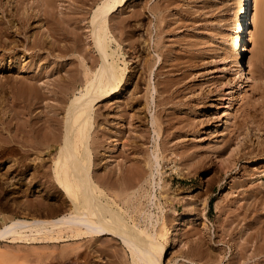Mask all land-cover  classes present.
<instances>
[{
	"label": "rangeland",
	"instance_id": "rangeland-1",
	"mask_svg": "<svg viewBox=\"0 0 264 264\" xmlns=\"http://www.w3.org/2000/svg\"><path fill=\"white\" fill-rule=\"evenodd\" d=\"M38 1H40V0H38ZM38 1L37 0L26 1V7L27 8H25L24 10L26 11V9H28L27 10L28 16H29V14H30V16H29L27 22L25 23V25L20 26L21 28L18 30L15 29V27L14 28L13 27L7 28V27H10L8 22H10L12 20L14 23H16L14 21L15 16H16V18H18L17 15L19 16V18L25 17L24 14H26V13H24V10L22 9V7H21L22 13L20 12V14L18 12H17L18 14H16L14 9L12 8L14 3L8 4V5L5 4L4 8L0 9V11H1L0 15L2 16V17H0V19L4 20V21L2 20L3 22L0 20V24H1L0 27L2 28V25H3L7 29V30L5 29L6 30L5 31L4 28H2V29L0 28L1 33L4 32V33L0 34V37H1L0 38V145L3 148L6 147L8 144L9 145L7 147L14 146V145L20 146V142H18L20 140L18 139V137H15L18 135L17 132L19 133V129L17 127H20L24 132H26V131L28 132L29 128L31 127L30 124L32 125L34 122H36V119H34V118L37 117V114L39 113V111H40V113H39L40 115H39V117H37L40 119L39 123L43 122L46 119V113L47 112L49 114L51 113L50 114L51 116L53 114V117L55 115L56 119L58 118L57 117L58 115L59 116L61 114L64 115L63 113H65L66 104H67V101L71 98V93L69 92L70 93V94H68L69 96L68 95L63 96L59 93L54 96L51 93H48L49 92L48 90H51L53 88L52 81H53V83L56 84L57 81H60V78H62L63 76H67L68 74H70V72L73 74L76 73L77 71H78V73L81 72L82 68H83L82 65H80L82 63L81 62L82 58H87V56H89V55H92V56L96 55L95 50L92 48L93 46L91 44V37H89L90 36L89 31H90V18L92 15V10L95 8V6L97 5L99 0H95V1L94 0H53L54 8L51 9V17L49 19V23H47V21H46L47 19L45 20L43 15L41 16L40 12L38 13V10L35 11V9H37V8H34V7L36 6ZM4 2H5V0H4ZM145 2L148 6H151V5L154 6L155 4L156 5L158 4L157 6H161V8H165V10L163 12V17H164L163 20L164 21H162V23H161V25L163 26V29L160 25H159L160 29L157 28L159 31V36H160V37L159 36L158 37L161 39H158V37L155 36L156 35L155 31H157L155 29L157 27L155 25V24H157V18L151 12L147 11L144 14L145 18L138 20L136 23L131 22L132 25L134 24L133 26H135L136 29L132 25H130V27H128V29H130L132 27V29L135 30L134 32H132V34L134 35L135 38H136V36L138 37L137 43L139 44V47L142 46L143 44L145 46L149 45V47H147V50L144 53H141V52L138 53V54L141 53L142 55L144 54L143 56L141 55L139 57L140 60L138 58L133 59L132 56L128 57V55H132V53H134V52H132L131 49H129L128 47H124V50L129 51V53L126 54V57L128 60V66H129V68H128V71H129L128 79L131 78L130 80H132V81L124 87V90L119 95H117L116 98H113L112 100H109L107 102L106 101L100 102L95 107V109H96L95 110L96 114L94 117L95 131L93 133V138H94L93 139L94 140L93 151L94 152L92 151L93 157H94L93 162H95V164H94L95 167L93 166L94 167L93 171H95L94 174H96V175L100 174L99 176H96V175L95 176L99 180H101V182H99V183L104 185V188L107 187L106 191L109 188L108 190L111 193H109V192L108 193L110 195H113L112 192H115L116 189L119 191L120 187H117L118 184H116L115 180H116V178H118L117 176L123 177V175H122L123 173L120 174L121 176L119 175V173L116 175L117 172H121V171H119L118 168L122 167L120 170H124L123 172L126 173L125 170L130 168V167H131L130 169H132L133 167L135 169V166L141 167V166H138L136 164L142 163L141 165L144 166V162H142V160L144 161L146 155H147L146 158L151 156V154H152L151 152H154L153 150L155 149L154 148L155 147L154 142H156V141L159 142L160 138L157 136V133L155 135V133L153 132L154 127L150 123L151 122V120H150L151 116H153L155 114L161 115L160 116L161 119L158 120L157 123L161 122L163 119H167V120H171V123L173 122L172 124H175L177 122V120H175L174 117H176V116L178 117L180 114V116L178 118H180V119L182 118V120H184V122H186L188 124L182 122L181 125L177 124L176 126L181 127L182 129L185 128L184 129L185 133L182 136H180L181 138L177 137L176 139L175 138L172 139V137L166 136V133H165L166 129H164V131L163 130L161 131V134H162V132L165 133V134L163 133L164 135H161L162 136L161 141L163 140L166 143L168 141L169 143H167V146L168 147L171 146L172 148H173V146H174V148L176 147V149H177L176 152L179 150L184 151L185 149L187 150L189 148L187 151H189V152L194 151L196 156L193 155L194 159H192V155H190L191 157L185 156L183 158V160H181L180 158L178 159V157H176V158L172 157L175 160V162L171 161V160H167L166 158H165L166 160L161 159L160 166H159V170H160L159 172H161V173H158V174L155 173L156 174L155 178H156V182H159V186H162V187L159 188V186H156V189H154V190L147 187V189L144 190V191L148 190V192H156L157 197L159 198L156 201L157 204L156 205H152L150 203L147 204L146 203L147 201H145L146 198L144 197V198H141V199H143V200H141L142 204L140 203V205L143 208L140 207V205H139V209L140 208H141V210L144 209V203H146L145 207L150 205V207L148 206L147 208H149V210L153 213L154 220H159V223H161V220H166V222L168 221V223H167L168 226L173 225L174 227H176L178 229L176 231V233L179 231L180 235L179 234L177 235L175 232H172V236L170 238L171 240L169 241V243H167L168 245H167V254H166L165 264H191V263L186 262L184 259H188V257L194 256L193 254L195 253V251L193 249H195L194 248L195 244H197L198 241L200 242L202 240L203 241L201 243L203 244V247L206 248L205 250H207V254L209 253L208 256H211L213 254L212 257H208L210 259L212 258L211 259L212 261H210L208 258L205 260L206 262L204 261V258L207 256L206 252H203V251H205L204 248H201L203 251L202 250L199 251L197 249L198 248L197 247L198 244H197L196 245V249H197L196 254H198L197 252H199L198 255L200 257L198 255H196L197 260H195L196 257L194 256L195 258H192L194 260V263H192V264H200L201 263L200 261L203 262L201 264H204V263L205 264H230L232 262H235L237 259L242 260V257H240L241 253L239 252V250H240L239 243L244 242L245 240H242V239L244 237L246 238L248 236L249 232H251L248 229L249 227L245 225V222L240 221V218L243 217L240 215H242V212L244 211L243 206H245V203H246V201L244 200L242 195H244V193H248V192H252V193L257 194L258 193L257 192L258 190H256V188H257V189H259V191L261 190L260 193L257 195L260 197V200L264 201V197H263L264 196V186H263V189H260L262 187V185H264V155H262V154H264V151L261 153V155L260 154L258 155L259 151L261 152L262 150L257 149L259 146L256 144L257 143L256 142L257 136L259 137V140H263V142H264V129H263L264 128V124H263L264 123V109L262 108V106L264 105V23H261V19L264 22V10L261 12V15H260L262 17L260 19H257L256 23L253 22V17L255 14V10H253L251 13L250 21L248 23V31H250V32L253 31L252 33H255V35L253 34V37L249 41V48L252 49L251 52L249 53L250 58H251V65L249 66V68H251L253 70L254 77H252V78L249 77L247 79L246 84L242 86L243 95L240 96L236 92V89H233L234 87L232 84L227 85L229 80L231 82L236 81L239 83V79L237 77H235V79H233L234 78V75H233L234 67H233V64L231 63V60H232V57H231V55H232V43H233V40L235 38L234 33H232V26H233V22H234L233 19L235 17V13L237 12V8H238V0H133L130 3V6L125 10L124 13H122V14L117 13V15H116L117 19L122 18V17L130 14L129 12L132 10L133 6H137V8H141L140 6H144ZM13 12H14L15 16L12 15ZM34 13L37 15H34ZM5 22L8 24L7 27L5 25L6 24ZM62 22H63V24H62ZM22 24H24V23L22 22ZM261 24H263V25H261ZM56 26L57 27H63L68 32L67 33V40H64V41L60 40L61 43H59V45L60 44H63V45H60L61 50L56 49L53 52L54 54L52 53V55H54V56L50 55L49 57H46L43 55V57L41 59L40 58L38 59L36 56L33 55L35 52L32 49H29V47H28L29 45H27V44L30 43L32 36L34 39V37H35L34 34L36 35V37L37 36L41 37V35L43 36L44 33L45 34L47 33L48 29L54 28ZM148 26H150L149 27L150 31H152L151 36L145 35L146 34L145 31L148 30L147 29ZM112 27H114V33L116 35H119L121 29H120V27L115 26V21L112 22ZM6 33H7V35H6ZM30 35H31V37H30ZM54 36L57 38H61L60 36H58V33L56 34V32H55ZM44 37H46V36H44ZM149 37H150L149 42L145 41L146 44L141 42V40H146V38H149ZM28 38H31V39H28ZM157 40H160V49L163 50V51L161 50L163 53V58L160 57V60L157 58L158 57L157 53L154 50H152L153 48H151V47H153L155 42H157ZM66 42H67V44L69 43L68 44L69 46L70 45H72V46L69 47L66 45V47H64ZM147 42H148V44H147ZM74 45L76 46L75 48H74ZM88 45H90V46H88ZM84 46H86V47H84ZM72 47H73V49H72ZM64 48H65L66 52L63 51ZM68 48H70V50ZM82 48L84 51L81 50ZM148 48H150V49H148ZM89 49H91V50H89ZM88 50L90 52H88ZM148 50H149V52H147ZM62 51H63V53H62ZM149 53H150V56H149ZM59 54L61 56H56ZM21 55H23V56H21ZM152 55H153V57H151ZM144 56H146V58L148 57L150 59L147 58L148 59L147 60ZM161 56H162V54H161ZM57 57H59V58H57ZM141 57H144V58H141ZM179 58H181V59H179ZM78 59L80 61H78ZM141 59H143V61ZM144 59H146L145 61H147V62L150 61L149 65L151 66V69H153V70H151V72L149 74L143 73V70H142L143 65H141V63L143 64ZM177 60H179V61H177ZM40 61H42V63ZM152 61H155L152 64L154 67L151 65ZM162 61H165L164 66H166V67H168V65H170V64L171 65L176 64L177 65L176 68H178L179 71L178 72L176 71V73H174L173 75L174 76L178 75L177 77H180V78L183 76L184 81L179 86V88H178L179 91L174 93L176 96L173 95V97H172V100H173L171 102L172 105L168 104V106H166V107L162 106L159 108V107H156L155 101H157V99L159 100L162 96L164 97V95H166V94H163L161 96V94H159V92L156 91L153 87L157 84L156 82L158 81L159 77H157L155 75V73L160 70V68H158V67L160 66ZM184 61L190 63V65L188 63H185ZM28 62H30V63H28ZM37 62H38V64H37ZM70 62H73V64H71ZM166 62H169V63H166ZM32 63H35V64H32ZM78 64L80 66H78ZM25 65L29 66L30 70L28 69V71H27L25 69L26 68ZM72 65H74V66L72 67ZM21 66L24 67V69H21L22 68ZM36 66H38L37 69H36ZM225 66L227 67V70L224 69ZM230 66L232 67L231 71L228 70V68ZM69 67H70V69H69ZM65 68L68 69L69 71L67 72V70ZM183 68H184V70H183ZM167 69L168 68H165V69H163V71H165ZM135 72H137V73H135ZM189 72H190V74H189ZM32 73H33V75H32ZM62 73H64L65 75ZM133 73H135V74H133ZM140 73H143V74H140ZM36 74L39 78L41 77L42 79L40 78V79L35 80V81L33 80V78L30 79L31 76H34ZM136 74H137V77H136ZM146 74L149 76L151 75V76L147 77ZM22 75H24V76H22ZM58 75H59V77L60 76L61 77L58 78ZM26 76H28L29 78L28 77L26 78ZM13 77H14V82H12ZM163 77H164V75H161L159 79H163ZM185 77H187V78H185ZM23 78L24 79L26 78V80H25L26 82L23 81ZM79 78H80V76H79ZM8 79L9 80L11 79L10 82ZM7 80H8V82H7ZM31 80L33 81V83ZM40 80L44 81V82H40ZM149 80H150V83L148 82ZM27 81H28V83H27ZM36 81H37V84H36ZM45 81H46V83H45ZM134 81H136V83L138 82L136 84L137 87L133 86V84L135 85ZM1 82L3 84H1ZM17 82H19L18 85H17ZM29 82H31V83H29ZM34 82L37 85L36 91L38 93L30 92V89L28 90V88H26V87H30V85L34 84ZM146 82H148V85L146 84ZM185 82H187V83H185ZM40 83L41 84L43 83L44 85L42 86ZM5 84H7V85H5ZM38 84L41 85L40 86L41 89L38 86ZM45 84L50 85L49 87H51V88L47 87ZM80 84H81L80 82L77 83V86L80 87ZM149 84L151 87L149 86ZM186 85H188V86H186ZM12 87H13V89H12ZM16 87L18 88V90ZM22 87H23V89H22ZM46 87H47V90H46ZM131 87L134 90L135 89H141V90H140V92L138 90H137V92H135ZM25 88H26V91H25ZM38 88H39L40 93L42 92L41 90H43V91L45 90V94H48V95H45V98L48 101H46V99H44V92H42L40 94L38 91ZM149 88H150V90H149ZM19 89H21V90H19ZM147 90L149 92H147ZM132 91H134V92L131 93ZM186 91H187V93H186ZM145 92L148 93V94L146 93L147 95L145 97V98H147L146 102H145V100H143V99H145V98H143L145 96L144 95ZM30 93H31V96H30ZM179 93H181V95ZM185 93H186V95H185ZM23 94H25V95L23 96ZM150 94H151V96H150ZM28 95H29V97H28ZM33 95L34 96L36 95L37 97L39 95H42V96H40V97H42V99L40 98L42 101L39 99L38 100L39 103H38L37 97L34 98ZM132 95H134V97ZM56 96H58V97H56ZM129 96L132 100L129 99L130 101L128 100L126 102V99L129 98ZM158 96H159V98H158ZM141 97H142V99H141ZM183 97H184V99H182V100H184V101L178 100V98L181 99ZM134 98H136L137 100ZM30 99L35 101V103H32V101H29ZM60 99H62V100H60ZM59 100H60V102H57ZM132 101H133V103H132ZM28 102L31 103V105ZM40 102H42V103L48 102L50 104V106H47V104L46 105L43 104L41 106ZM125 102L128 103V105H126ZM147 102H148V104H147ZM14 103H17V105ZM54 103L57 105L55 106ZM58 103L62 104V108H61V104L59 105ZM63 103L65 104V106L63 105ZM129 103H131V104H129ZM137 103H138V105H137ZM142 103H144V104L146 103L147 105L145 104L146 106L144 105V107H143ZM36 104L40 105L41 107L38 105L36 107H34ZM27 105H29V106L27 107ZM58 105H59V107H58ZM120 105H121V107H120ZM122 105H123V107H122ZM140 105H142V106H140ZM182 105H184V106H182ZM45 106L47 107V109ZM51 106H52V108H51ZM125 106H126V108H125ZM139 106H140V108H139ZM147 106L148 107L150 106V107L148 108ZM117 107H120V108H117ZM137 107L140 110H138ZM142 107H143V109L141 110ZM145 107H147L148 109ZM169 107L172 109H170ZM174 107H177V109L176 108L174 109ZM59 108H61L62 111ZM144 108L147 112H149L147 115L144 111ZM42 109L45 112V114H44V112L42 113L44 115L41 114ZM163 109H165L167 112L170 110L169 111L170 113L172 111H174V112L171 113L172 116H169L167 118L168 115H165L166 111L164 113ZM17 110H19V111H17ZM31 110H32V112H31ZM48 110L49 111L53 110V111L49 112ZM56 110H58V111L60 110V113L59 112H58L59 114L56 113L57 112ZM148 110H150V111H148ZM156 110H158V111H156ZM20 111H22V112H20ZM119 111H120V113H119ZM133 111H135V113ZM140 111H141V113H140ZM160 111H162V112H160ZM53 112H55L56 114H54ZM116 112L119 113L120 115L117 114ZM123 112L126 116L123 114ZM182 112H184V113H182ZM16 113H17V115H16ZM132 113H133V118L131 117ZM137 113H139V114H137ZM228 113H230V114L228 115V121L225 124L226 116ZM134 114H136V116L139 115V117L138 116L136 117ZM151 114H153V115H151ZM14 115H16V118L13 117ZM62 115H61V118L63 117ZM27 116L29 119L27 118ZM162 116H164L165 118H163ZM41 117H42V119H41ZM20 118L22 120L24 119L22 121V124H20V122H18V120L21 121ZM43 118H44V120H43ZM189 118L191 119V121H189L190 120ZM244 118H248L249 120H253V119L259 120V122L261 120V125L263 124V126L261 127V132H259V133L255 132L256 133L255 134L254 131H252L250 133L248 139H246V142H245L246 144L243 145L241 148L243 150V151H241L242 152L241 155L245 151V153H251V156H254L255 158L253 157V159H254V160L252 159L253 162H249L248 159H241L237 165L233 166L234 168L232 167V170L228 171L227 173H226V171H225V173H223L224 168L221 169L222 165H220L221 164L219 161L220 159L218 160L216 155L213 154V151H214L215 147H217V146L223 148L224 147V141H226V139L228 137H229L228 139H230V138L234 139V136L236 137L238 135V132H236V130L234 128H236V125L239 123V121L241 122L242 120H244ZM10 119H12L11 122H10ZM16 119H18V120L15 121ZM26 119H28V121ZM60 119H57V120H60ZM121 119H123V120H121ZM118 120H120V121H118ZM62 121H63V119H62ZM23 122H24V125H23ZM116 122H119V123L117 124ZM128 122L130 124H133L134 126L128 124ZM140 122H142V123H140ZM143 122H144V124H143ZM235 122H236V124H235ZM122 124L125 127L122 126ZM186 125H187V127H186ZM24 126L26 128L28 127L27 130ZM117 126L123 128L124 135H123V133H121V135L123 136L122 137L123 140L125 138V142L121 139L117 143V139H116L117 137L113 136L115 134V131L118 129V128H116ZM132 126H133V128H132ZM161 126L164 127L165 123L162 124ZM190 126H191V128H190ZM148 127H149V129H148ZM188 127H189V130H188ZM191 129H192V131H191ZM194 129L195 130L197 129L198 133H195V132L193 133ZM233 130H234V132H233ZM113 132H114V134H113ZM129 132L131 133V135ZM141 133H145V134L142 135ZM10 134H12L13 136ZM185 134H187V135H185ZM4 135H5V137H4ZM132 135H133L132 142L129 143L127 140L131 141ZM10 136H11V138L14 137V140H12L11 142H9V140L7 141V139H5L6 137L10 138ZM118 136H120V134ZM156 136H157V140H156ZM163 137H166V139H163ZM242 137L243 136H241V138ZM170 138H171V140H170ZM249 138H250V140H249ZM3 139H5V140H3ZM165 140H167V141H165ZM241 140H243V138ZM122 143H123V146H122ZM125 143H127L128 145L127 144L125 145ZM175 143H177V144H175ZM11 144H13V145H11ZM131 144H132V146H129ZM176 145L178 146V148L180 147V149H178ZM124 146H126L125 147L126 150H125V148H123ZM141 146H143V147H141ZM263 147H264V145H263ZM140 149H142V150L138 151ZM151 149H153V150L151 151ZM250 149H252L253 151ZM135 150L137 153L134 154ZM132 151H133V157H134V155L136 156V154H137L138 156L142 155L139 157L144 158V159H140L138 156H136L134 158L132 156H129L130 154L132 155V153H130ZM148 151L149 152L151 151V152L149 153ZM181 151H179L180 154H181ZM141 152L144 154H142ZM196 152L199 155H197ZM253 152H254V155H253ZM114 153L118 154V156L115 155L114 156L115 158H113L114 159L113 160L111 157H113L112 155H114ZM126 153H128V154L125 157ZM145 153H146V155H145ZM167 153L169 154V152H167ZM167 153H165V154L168 155ZM39 154H40V156H39ZM160 154H161L160 157H162V155L164 157V153L163 154L160 153ZM19 155L20 154H16V153L5 154V153H3V150L0 152V218H2V217L19 218V217L23 216L21 213V210H19V208H17V206L14 203L15 202L14 194L16 191H18V193H19V197H18L19 199L18 200L21 199L19 202H21V201L24 202L23 203L24 206H27L29 209H32V211H34V213L32 212L33 214H35V213L38 214L39 212H43V213H50V214H52L53 217L61 215L64 212L60 209V204H61L60 201H61L62 197H60L61 195H57L58 192L55 189L53 190L52 187L50 188L48 186V184H45L44 188H43V185H41L40 187L38 186V185H40L39 184L40 182L35 184L34 186H32V185L29 186L27 184H21L19 186L16 184L17 189L7 188L8 187L7 181H10L13 174L18 172L17 171L19 169L18 168V165H19L18 162L22 160V159H20L21 156H19ZM34 155L35 154L31 155V157H33L32 159L36 158L38 163H40L43 159H45V160H43L44 164L46 163V166H47V164H48V166H50L49 165L50 164L49 156H48L47 152L41 151L38 153V155H35L36 157ZM238 155H240V154H238ZM199 156H201V158H197ZM202 156H204L205 158ZM248 156H249V154L247 155V157ZM257 156H258V158H257ZM169 157H170V155H169ZM46 158H47V160H46ZM130 158H131V160H130ZM138 158L140 161L137 160ZM195 158H196V160H195ZM203 158L205 161L202 160ZM117 159H119V161L121 160V162L124 160V162L126 164L124 162H122L123 165L121 164V166L120 165L115 166L116 164H119V163H116V162H118ZM125 159H126V161H125ZM134 159H136V160H134ZM191 159L193 161H195V164ZM199 159H200V161H199ZM259 159H261V160H259ZM28 160H30V158L26 159V162H29ZM188 160H189V163H191V162L192 163L189 164ZM37 161H35L34 165L37 163ZM131 161H132V163H133V161H134V163L136 161V164H131ZM138 161H139V163H137ZM196 161H197V164H196ZM182 163H184V164H182ZM198 163H199V165H198ZM203 163H204V166H203ZM14 164H18V165L15 166ZM12 165H14L13 168L11 167ZM37 165L39 166V164H37ZM132 165H133V167H132ZM33 166H31V168ZM124 166H126V167L128 166V167L126 168ZM10 168L12 170V174L5 176L6 171L9 170ZM32 169L29 170V173L34 171ZM112 169H114V170H112ZM146 169L147 168H145V170ZM41 170L39 169L38 172H40ZM109 171H111L112 173ZM114 171H115V173H114ZM148 171H149V168H148L147 172ZM102 172H103V174H102ZM147 172H146V175H147ZM125 173H124V176H126L127 174L129 175V173H126V174ZM104 174H106V175H104ZM107 176L109 178L111 177L110 180H109V178L105 179V177L107 178ZM112 176H113V178H115L114 176H116V178L113 180ZM103 180L105 183L103 182ZM107 180H108V182H107ZM234 181L236 184L235 187H234V185H235ZM231 183H233V184H231ZM242 183H243L244 187L241 185ZM105 184H106V187H105ZM112 184H114V185H112ZM237 184L239 185V188L237 187ZM115 185H116V187H115ZM145 186H149V185L146 184ZM259 186H261V187H259ZM136 187L138 188V186H136ZM136 187H134V188L136 189ZM240 187H241V189H240ZM131 188L132 187H130L129 190H131ZM234 188H236V189H234ZM245 188L246 189L249 188V189L246 190ZM243 190H246V191L244 192ZM251 190H255L257 193L254 191H251ZM118 191L114 194H117ZM240 191H242L244 193H242V192L240 193ZM140 192L142 194V190L139 191V193ZM262 192H263V195H261ZM160 193H162V195H160ZM166 193H168V195L173 197V199L170 198V196H169L170 200L164 199V198H167ZM39 200H41V201H39ZM135 200H137V198ZM135 200H133V203H132L133 206L134 205L137 206V201H135ZM202 200L205 201L206 204L204 202H202ZM143 201H145V202H143ZM170 201H171V203H169ZM201 203H203V204L201 205ZM122 204H124V203H122ZM187 204H189V205H187ZM186 205L190 206V207L192 206L194 211L191 213L188 212L192 208H188ZM124 206L126 207V203ZM261 206L262 205H260V207ZM241 207H242V209H241ZM147 208H145V209H147ZM263 208H264V206H262V208H261L262 210H260L259 207L257 209V212L263 211L262 213L259 212V214H258L257 212H254L255 214H251L252 216L250 214H247V216L250 215L247 217L248 218L247 221H249L250 223H254L256 221L254 224L259 225L260 228H262V226H263L262 231H264V223H262V222H264V218L261 219L262 215L264 217V214H263L264 209ZM205 209H206V211H205ZM138 213H140V211H138ZM244 213H245V211L243 212V215H244ZM190 214H193L194 217L196 218L194 220L193 226H192V224H188V220L190 219ZM256 214H257V216H256ZM135 215H137V214H135ZM238 216H240V217H238ZM166 217H167V219H166ZM135 218H137V217H135ZM252 218H254L255 221ZM170 219H172V221H170ZM237 219H239V221L242 222L241 226H240V222L237 221ZM249 219H251V220H249ZM256 219H258V220H256ZM202 222H204L206 224L207 231H204V229L203 230L201 229L202 226H200V225ZM238 222H239V224H238ZM258 222H261V225ZM157 226H158V223H157ZM191 226L194 227L195 230L198 231V229H199L200 231L197 232L193 229V231H194L193 232ZM243 226L247 227V228H244ZM235 227H237L236 229L239 232L235 229ZM241 227H243V228H241ZM190 228H191V230H190ZM229 228L231 231H234V232L231 233ZM231 228L234 230H232ZM239 229L240 230L242 229L241 231L243 233L242 232L240 233ZM246 230L248 231L247 235H245ZM203 232H204V234H203ZM205 232L207 233L208 236L206 235ZM187 233H192L191 235H193V236L195 235V237L190 236V234L188 236ZM238 233L240 234V236L242 238L239 237ZM227 234H230L231 236L227 235ZM199 236H201V237H199ZM204 236H205V238H204ZM223 236H225V237H223ZM228 236H229V238H228ZM234 236L236 238L238 236V240L240 238L239 242H237L238 240ZM209 237H211V238H209ZM234 238H235V240H237L236 242L234 241ZM85 239H87V240H85ZM98 239H99V241H97ZM98 239L91 240L89 238H84L82 240L81 239H79V240H72L71 239V240H66V241L63 240V241L57 242V243H32V244L31 243L27 244V243L1 242L0 248H2L4 250L11 249L10 251L13 254L17 253L18 249L20 251H22L21 249H23V250L31 249L30 252H32L35 249L36 251H34V252H36L38 255H40V253L44 251L45 256H46L47 252H51V254L53 255L52 252L54 251L55 256L53 255L54 256L53 257L49 253V255H47V256H50L48 258V260H46L47 258L42 256L43 254L41 253L42 257L40 256V258H41L40 262H38L37 260L36 261L38 263L33 261V263H35V264H135L132 262L133 260H132V256H131L130 252L124 247L121 240L116 239V238H112V237L110 238L108 236L107 237L103 236V237H100ZM204 239L208 240V242L205 240L206 241V243H205ZM219 239L221 241L223 239L224 240L226 239V240L225 241L223 240L224 243L223 242L221 243V241ZM228 239H232L233 241L228 240ZM209 241H211V242L209 243ZM231 242H233V243H231ZM89 243H90V245L88 246ZM91 243H92V245H91ZM218 243H220V244H218ZM211 244L212 245L214 244V246L212 247ZM233 244L234 245L236 244L238 246H235L236 247L235 248ZM242 244L243 243H241L240 245H242ZM253 244L254 243L250 244L251 248L248 246L249 249L246 250V253H243L244 255H247L248 252H250V254H252L251 251L253 252V250H252L253 249L252 247H254ZM259 244H261V243L259 242ZM75 245H77V246L79 245L78 247H80V249ZM205 245L206 246L208 245V248ZM220 245H221V247H220ZM69 246L70 247L75 246L80 251L77 250V252H75V250H74V252H75V253L73 252L74 256L72 255V257H71V255L70 256L68 255L66 258L67 252L70 251V249L69 250L67 249V251L65 252L64 248H69ZM95 246H97V247H95ZM212 248H216V249L218 248L219 250L218 249L217 250H215V249L211 250ZM12 249H13V251H12ZM94 249H95V251H93ZM236 249L237 250L239 249V250L237 251ZM62 250H63V252L66 253V255H65V253L61 252L62 255L59 253L60 256H58L59 254H56V253H58ZM20 251H18V253ZM37 251H40V253ZM214 251L215 252L217 251V253H219V252L221 253V254L220 253L218 254L219 257H217L218 255L216 253H215L216 255L214 254ZM78 252H79V255H78ZM233 252L236 254V256H235V254H234V256H232ZM238 252L240 253V255H238ZM68 254H72V253L68 252ZM203 254H204V256H203L204 258L202 257V259H203L202 260L201 256ZM214 256L217 257V260H215L216 257L213 258ZM248 256H249V253H248L247 257ZM74 257H76V258H74ZM232 257H234V259ZM62 258H64V259H62ZM17 260H15V261H17V262L21 261L20 259H17ZM262 260H263L262 262H264V259H262ZM17 262H14V263H17ZM262 262H259L258 264H261ZM262 264H264V263H262Z\"/></svg>",
	"mask_w": 264,
	"mask_h": 264
},
{
	"label": "bare ground",
	"instance_id": "bare-ground-1",
	"mask_svg": "<svg viewBox=\"0 0 264 264\" xmlns=\"http://www.w3.org/2000/svg\"><path fill=\"white\" fill-rule=\"evenodd\" d=\"M26 1H28V0H5V2H4V0H0V9H3L5 4L8 5V4L14 3V5L12 4L13 5L12 8L14 9L16 14H18V13L20 14V12L22 13L21 7H22L23 10L25 8H27L26 7ZM132 1L133 0H99L97 5L95 6V8L92 10V15H91V18H90V31H89L90 32V36L89 37H91V44L93 46L92 48L95 50V52H96L95 54L96 55L94 54L95 56H92V55H89L90 54L89 53L88 54L89 56L86 55L87 58H82V61H81L82 63L81 64L79 63L83 67V68L81 67L82 68V71L80 70L81 72L78 73V71H77L74 74L70 72V74L67 73L68 75L66 74L67 76H63L62 78H60L61 76L59 77V75H58V78H60V81H57L58 83L56 82V84L53 83V81H52L53 88L51 90H48L49 91L48 93H51L54 96L56 94H58V93L63 95V96L68 95V94L71 93V98L67 101V104H66L65 113H63L64 115L61 114L63 117L61 118V115L57 116L58 117L57 119L61 118L60 119L61 121L57 120L55 115L53 117V114L51 116L50 115L51 113L49 114L47 112L46 113V119L44 120L45 117L43 116L44 117L43 118L44 121L39 123L40 119L37 118V117H39L40 111L38 110L39 113L38 114L36 113L37 117L36 118L33 117L34 119H36V122H34L32 125L30 124L31 127L29 128L28 132L27 131L24 132L20 127H17L19 129V133L17 132L18 135L15 136V137H18V139L20 140V141H18V142H20V146L14 145V146L7 147L9 145L8 144L7 146L5 145L6 147L3 148L0 145V149H1L0 152L3 150V153H5V154H7V153L20 154L19 155V156H21L20 159H22L21 161L18 162L19 165L18 164H14L15 166L18 165L19 169L17 168L18 172L13 174V176L11 177L10 181H7V184H8L7 188L17 189L16 184L19 185V186L21 184H27L29 186H31V185L34 186L35 184H37L39 182H40L39 183L40 185H38V186L40 187L41 185H43V188H44V185L48 184V186L50 188L52 187L53 190L55 189L58 192L57 195H61L60 197H62V198H61V201H60V203H61L60 204V209L62 211H64L61 215L56 216V217H53L52 214H50V213H43V212H39L38 214L37 213L33 214L34 211H32V209H29L27 206H24V204H23L24 202H22V201L19 202L21 199L18 200L19 199L18 198L19 197V193H18V191H16L15 194H14V200H15L14 203L17 206V208H19V210H21V213H22L23 216L19 217V218H7V217L6 218L5 217L0 218V243L1 242H6V243H27V244H30V243L31 244L32 243H57V242H61L63 240H65V241L66 240H71V239L72 240H79V239L82 240L84 238H89V239L93 240V239H98V238L103 237V236H106V237L108 236L110 238L112 237V238H116V239L121 240V242L124 245V247L130 252V254L132 256V260H133L132 262L135 263V264H140V263L141 264H165V259H166V254H167V245H168L167 243H169V241L171 240L170 238L172 236V232L176 233V231L178 229L176 227H174L173 225L172 226H168V224H167L168 221L166 222V220H161V223H159V220H154L153 213L149 210V208H147L148 206L150 207V205L145 207V204L146 203L147 204L150 203L152 205H156L157 204L156 201L159 198L157 197L156 192H148V190L147 191H144V190H146L147 187H149V188L154 190V189H156V186H159V182H156V178H155L156 174L155 173H157V174L161 173V172H159L160 171L159 170V166H160L161 159L164 160L166 158L167 160H171V161L175 162V160L173 158H176V157H178V159L180 158L181 160H183V158L185 156L192 155V159H194L193 157L196 156L194 151L193 152L187 151L189 148L187 150L185 149L184 151L179 150V151H181V154L179 153V151H177L179 153L178 154L176 152V150H177L176 147L174 148V146H173V148H172L171 146L170 147L167 146V143H169L167 140H165V141H167V143L164 142L163 140L161 141V139H162L161 135H164L165 133H166V136L172 137V139H174V138L176 139L177 137H180V136H182L185 133L184 132L185 128L182 129L181 127H177L176 126L177 124L181 125V123L184 122V120H182V118L181 119L178 118L180 116V114H179L178 117L177 116L174 117V119L177 120L176 123L174 122L175 124H172L173 122L171 123V120H167V119H163L165 122L162 120L161 122H159L160 123L159 124L157 122H158V120L161 119L160 118L161 115H159V114H157V115L156 114L155 115L151 114L153 116H151V119H150L151 122L150 123L154 127L153 128L154 129L153 132L155 133V135L157 133V136L160 138L159 142H157V141L154 142L155 143V147H154L155 149L154 150L151 149V151L153 150L154 152L150 151L152 153L151 156L149 155L150 157L146 158L147 155L145 153L146 156L144 155L145 156V159H144V158H140L139 157V156H142V155L138 156L136 154V156H138L140 159H144V161L142 160V162H144V166L141 165L142 163L136 164V161H135V163H134V161H133V163L131 161V164H136V165L141 166V167L135 166V169H134V167L132 165V167H133L132 169H130L131 168L130 167V168L125 170L126 173H129V175L127 174L126 176H124V173H125V172H123L124 170H120L122 167L118 166L119 167L118 169L121 172H117L116 175L118 173H119V175L123 173L122 174L123 177L117 176L118 178H116V176H114L116 178V180H115L116 184H118L117 187H120V190L118 191L116 189L115 192H112L113 195L109 194V193H111L108 190L109 188L106 191V188H107L106 184H105L106 188H104V185L99 183V182H101V180H99L96 176H99L100 174L96 175V174H94L95 171H93L94 170L93 168L95 167L94 166L95 162H93V158H94L93 157V152H94L93 151V144H94L93 143L94 142L93 133L95 131V125H94L95 120H94V117H95V114H96L95 113V110H96L95 107L100 102H104V101L107 102L109 100H112L113 98H116V96L119 95L124 90V87L132 81V80H130L131 78L128 79V77H129L128 76V73H129L128 68H129V66H128V60H127L126 54H128L129 51L124 50V47H128L129 49H131L132 52H134V53H132V55H128V57L132 56L133 59L138 58L139 60H140L139 57L142 55L141 53H144L147 50V47H149V45L145 46L144 44L139 47V44L137 43L138 37L136 36V38H135L134 35L132 34V32H134L135 30L132 29V27L130 29H128V27H130V25H132L131 22H135L136 23L138 20H140L142 18H145L144 14L148 11V12H151L157 18V24H155L157 26L155 28L157 31H155L156 32L155 36L156 37L159 36V31H158V29H160L159 25L163 29V26L161 25V23H162V21H164L163 20V18H164L163 17V12H164L165 8H161V6H157L158 4L157 5L155 4L154 6H152V5L148 6L146 4V2H145L146 5L143 3L144 6H140L142 9L141 8H137V6H133L132 10L129 12L130 14H128V15L122 17V18L117 19V16H116L117 13H121V14L124 13L125 10L130 6V3ZM34 8H37V9H35V11L38 10V13L40 12L41 16L43 15L44 19L45 20L47 19L46 21H47V23H49V19L51 17V9L54 8L53 0H40V1L37 2L36 6ZM27 10L28 9H26V11L24 10V13H26V14H24V16H25L24 18H22V17L19 18L18 15H17L18 18H16V16L14 15V12H13V14L11 13L12 15L15 16V20L14 21L16 23H14L13 20H12V21L8 22L10 27H7L8 24L5 22L6 23L5 24L6 27L7 28H12V27L14 28L15 27V29L18 30V29L21 28L20 26L25 25V23L27 22V20H28V18L30 16V14L28 16V11ZM253 10H255V14H254V17H253V22L256 23L257 19H260L262 17L260 15H261V12L264 10V0H238L237 12L235 13V17L233 19L234 22H233V26H232V33H234L235 38H234L233 43H232V55H231L232 60H231V63L233 64V67H234V70H233L234 78L233 79H235V77H237L239 79V83L236 82V81H235L236 83L235 82H231L229 80L227 85L232 84L233 87H234L233 89H236V92L240 96L243 95L242 86L246 84L247 79L249 77H251V78L254 77L253 70L251 68H249V66L251 65V58H250L249 53L252 50V49L249 48V41L253 37V34L255 35V33H252L253 31H251V32L248 31V23L250 21L251 13H252ZM34 15H37V14L34 13ZM0 17H2V16L0 15ZM114 21H115V26L116 27H120V29H121L119 35H116L114 33V27H112V22H114ZM22 22L24 24H22ZM261 23H264L262 21V19H261ZM62 24H63V22H62ZM261 25H263V24H261ZM0 26H1V24H0ZM133 27H135V26H133ZM149 27L150 26H148V28H147L148 30L145 31V33H146L145 35L146 36L147 35L151 36L152 31H150ZM2 28H4V30L6 29L3 25H2ZM135 29H136V27H135ZM55 32H56V34L58 33V36H60L61 38L55 37L56 36V35L54 36ZM2 33H4V32H2ZM2 33L0 31V34H2ZM67 33L68 32L63 27H57L56 26L54 28L48 29L47 33L46 34L44 33L45 35L43 34V36L41 35V37H39V36L36 37V35L34 34V36H35L34 39H33V36H32L33 40L31 38H28V39H31V40H30V43H28L27 45H29L28 46L29 49H32L35 52L33 55L36 56L38 59L39 58L41 59L43 57V55L46 56V57H49L50 55L54 56V55H52V53L56 49L61 50V46L60 45H63V44L59 45V43H61L60 40H62V41L67 40ZM6 35H7V33H6ZM44 36H46V37H44ZM30 37H31V35H30ZM159 37H158V39H161ZM149 39H150V37L146 38V40H141V42L146 44L145 41L149 42ZM148 42H147V44H148ZM68 44L66 42L64 47H66V45L69 46ZM71 46L72 45H70L69 47H71ZM86 46H84V47H86ZM88 46H90V45H88ZM75 47L76 46L74 45V48ZM151 48H153L152 50H154L157 53V55H158L157 58L159 60H160V57L163 58V53H162L163 50L160 49V40H157V42H155V44ZM68 49L70 50V48H68ZM72 49H73V47H72ZM148 49H150V48H148ZM81 50H83V48ZM89 50H91V49H89ZM89 50H88V52H90ZM63 51L66 52L65 48H64ZM63 51H62V53H63ZM139 52H141V53L138 54ZM147 52H149V50ZM161 54H162V56H161ZM21 56H23V55H21ZM56 56H61V55L59 54V55H56ZM146 56H144V57L146 58ZM149 56H150V53H149ZM144 57H141V58H144ZM151 57H153V55ZM57 58H59V57H57ZM79 59H78V61H80ZM146 59H144V62H143V64L141 63V65H143V67H142L143 68L142 69L143 73L149 74L151 72V70H153V69H151V66L149 65L150 61L147 62V61H145ZM148 59H150V58H148ZM179 59H181V58H179ZM141 60L143 61V59H141ZM177 61H179V60H177ZM40 62L42 63V61H40ZM154 62L155 61H152L151 65ZM28 63H30V62H28ZM70 63L73 64V62H70ZM164 63H165V61H162V63L158 67V68H160V70L155 73V75L157 77H159V78H160L161 75H164V77H163V79H159L158 78V81L156 82L157 84L156 85L154 84L155 86L153 85L154 86L153 88L156 91H158L159 94H161V96L163 94H166V95H164V97L160 96L161 98L159 100L157 99V101H155L156 102V104H155L156 107H159V108L162 107V106L166 107V106H168V104H171V102L173 101L172 97H173V95H175L174 93L179 91L178 88L181 85V83L184 81L183 76L180 78V77H177L178 75L177 76L173 75L174 73H176V71L177 72L179 71V69L176 68V66H177L176 64L175 65H171V64L168 65L167 64L168 67H166V66H164ZM166 63H169V62H166ZM185 63H188V62H185ZM32 64H35V63H32ZM37 64H38V62H37ZM79 64H78V66H80ZM188 64L190 65V63H188ZM25 66H26L25 69L28 71V69L30 67L27 66V65H25ZM73 66L74 65H72V67ZM37 67L38 66H36V69H37ZM165 68H168V69L163 71V69H165ZM184 68H183V70H184ZM21 69H24V67H22ZM69 69H70V67H69ZM224 69L227 70V67L225 66ZM66 70H67V72L69 71L68 69H66ZM228 70L231 71L232 67L230 66L228 68ZM135 73H137V72H135ZM135 73H133V74H135ZM143 73H140V74H143ZM62 74H64V73H62ZM189 74H190V72H189ZM32 75H33V73H32ZM22 76H24V75H22ZM79 76H80V78H79ZM150 76L147 75V77H150ZM14 77L12 78L13 79L12 82H14ZM27 77L28 76H26V78ZM136 77H137V74H136ZM26 78L25 79L23 78L24 82H26L25 81ZM32 78L35 81V80L40 79L41 77L39 78L37 76V74H36L34 76H31L30 79H32ZM185 78H187V77H185ZM8 80H7V82H8ZM10 80H9V82H10ZM136 81H134L135 85L133 84V86H136V84L138 83V82L136 83ZM40 82H44V81L40 80ZM79 82L81 83L80 87L77 86V83H79ZM148 82L150 83V80ZM148 82H146L147 85H148ZM27 83H28V81H27ZM29 83H31V82H29ZM32 83H33V81H32ZM45 83H46V81H45ZM185 83H187V82H185ZM1 84H3V83L1 82ZM18 84H19V82H17V85ZM36 84H37V81H36ZM36 84L34 82V84H32V85H30V87H26V88H28V90L30 89V92L38 93L36 91L37 90V85ZM5 85H7V84H5ZM41 85L43 86L44 84L42 83ZM41 85L38 84L39 87ZM46 86L49 87L50 85H46ZM149 86H150V84H149ZM186 86H188V85H186ZM23 87H22V89H23ZM47 87H46V90H47ZM26 88H25V91H26ZM49 88H51V87H49ZM12 89H13V87H12ZM40 89H41V87H40ZM17 90H18V88H17ZM19 90H21V89H19ZM137 90L140 92L141 89H135L134 91L137 92ZM149 90H150V88H149ZM38 91H39V88H38ZM41 91L44 92V99H46L45 95H48V94H45V90L44 91L41 90ZM134 91H132L131 93H133ZM147 92H149V91L147 90ZM147 92H145V94H144L145 96L143 98L146 97V95L148 94ZM39 93H40V91H39ZM186 93H187V91H186ZM186 93H185V95H186ZM179 94L181 95V93H179ZM24 95L25 94H23V96ZM42 95H39L38 97L36 95L35 96L33 95V96H34V98L37 97V102L39 103L38 100L40 98L42 99V97H40ZM30 96H31V93H30ZM130 96H129V98L126 99V102L129 99H131ZM132 96L134 97V95H132ZM150 96H151V94H150ZM28 97H29V95H28ZM56 97H58V96H56ZM158 98H159V96H158ZM31 99L29 101H32V103H35V101H33ZM134 99H136V98H134ZM141 99H142V97H141ZM146 99L147 98H145L143 100H145V102H146ZM182 99H184V97L181 98V99L178 98V100L184 101ZM60 100H62V99H60ZM60 100L57 101V102H60ZM46 101H48V100L46 99ZM40 103H41V106L43 104H45V105L47 104V106H50V104L48 102H43V103L40 102ZM132 103H133V101H132ZM14 104L17 105V103H14ZM29 104L31 105V103H29ZM58 104L60 105L61 103H58ZM129 104H131V103H129ZM142 104H143V107H144V105L146 103L145 104L142 103ZM147 104H148V102H147ZM37 105L38 104H36L34 107H36ZM56 105L57 104H55V106ZM59 105H58V107H59ZM63 105L65 106L64 103H63ZM126 105H128V103H126ZM137 105H138V103H137ZM28 106L29 105H27V107ZM38 106H40V105H38ZM140 106H142V105H140ZM140 106H139V108H140ZM182 106H184V105H182ZM120 107H121V105H120ZM120 107H117V108H120ZM122 107H123V105H122ZM143 107L141 108V110L143 109ZM147 107H145V108H147ZM177 107H174V109L175 108L177 109ZM51 108H52V106H51ZM61 108H62V104H61ZM61 108H59V109H61ZM125 108H126V106H125ZM145 108H144V111H145V113L147 115L149 112H147L145 110ZM262 108L264 109V105L262 106ZM43 109L41 111V114L44 112ZM46 109H47V107H46ZM137 109H138V107H137ZM170 109H172V108H170ZM138 110H140V109H138ZM158 110H156V111H158ZM163 110H164V113H165L166 110L165 109H163ZM17 111H19V110H17ZM50 111H53V110H50ZM56 111H57L56 113H58V112L60 113V110L59 111L56 110ZM61 111H62V109H61ZM148 111H150V110H148ZM162 111H160V112H162ZM20 112H22V111H20ZM31 112H32V110H31ZM133 112L135 113V111H133ZM168 112L166 111V114H165V115H168L167 118L169 116H172L171 113L174 112V111H172L171 113L170 112L168 113ZM53 113L56 114L55 112H53ZM119 113H120V111H119ZM119 113H117V114H119ZM140 113H141V111H140ZM182 113H184V112H182ZM44 114H45V112H44ZM44 114H42V115H44ZM123 114H124V112H123ZM137 114H139V113H137ZM229 114L230 113H228L227 116H226L225 124L228 121V115ZM16 115H17V113H16ZM16 115H14L13 117L16 118ZM134 115L136 116V114H134ZM137 116L139 117V115H137ZM164 116H162V117L165 118ZM131 117L133 118V113H132ZM27 118H28V116H27ZM28 119H26V120L28 121ZM41 119H42V117H41ZM62 119H63V121H62ZM123 119H121V120H123ZM11 120L12 119H10V122H11ZM17 120L18 119H16L15 121H17ZM23 120L22 119H21V121L18 120V122H20V124H22ZM118 121H120V120H118ZM189 121H191V119ZM24 122H23V125H24ZM116 123L118 124L119 122H116ZM140 123H142V122H140ZM164 123H165V126L164 127L161 126ZM184 123H186V122H184ZM128 124H130V123L128 122ZM143 124H144V122H143ZM186 124H188V123H186ZM235 124H236V122H235ZM263 124L261 125V120L259 122V120H254V119L253 120H249L248 118H244V120H242L241 122L239 121V123L236 125V128H234L236 130V132H238V135L235 133L237 136L236 137L234 136V139H231V138L228 139L229 138L228 137L226 139V141H224V147L223 148L218 147V146L215 147V149L213 151V154L216 155L218 160L220 159L219 160L220 163H221L220 165H222L221 169L224 168V170H223L224 172L223 173H225V171L227 173L228 171L232 170V167L237 165L238 162L241 159H248L249 162H253L252 159H253L254 156H251V153H245V151L241 155V153H242L241 151H243L241 148H242L243 145L246 144L245 143L246 139H248V137H249V135H250V133L252 131H254V133L255 132L256 133L261 132V127L263 126ZM130 125H133V124H130ZM122 126H124V125L122 124ZM133 126H132V128H133ZM186 127H187V125H186ZM27 128H26V130H27ZM116 128H118V129L115 131V134L113 132L114 135L113 134L112 135L114 137H117L116 139H117V143H118L121 139L123 140V138H122L123 136L121 135V133H123V128L122 127H118V126ZM190 128H191V126H190ZM148 129H149V127H148ZM164 129H166L165 133L162 132V134H161V131L162 130L164 131ZM188 130H189V127H188ZM191 131H192V129H191ZM194 132L198 133V130L194 129L193 133ZM233 132H234V130H233ZM119 134H120V136H118ZM141 134L143 135L145 133H141ZM10 135H12V134H10ZM123 135H124V133H123ZM130 135H131V133H130ZM185 135H187V134H185ZM157 136H156V140H157ZM241 136H243L242 137L243 140H241L242 139ZM4 137H5V135H4ZM132 137H133V135L131 136V141L127 140L129 143L132 142ZM5 139H7V141L9 140V142H11L12 140H14V137L11 138V136H10V138L6 137ZM5 139H3V140H5ZM163 139H166V137H163ZM170 140H171V138H170ZM249 140H250V138H249ZM123 141L125 142V138H124ZM256 142H257L256 144L259 146L257 149L262 150L261 152L259 151V153L258 152L257 153H258V155L259 154L261 155V153L264 151V147H263L264 142H263V140H259L258 136L256 137ZM126 144L127 143H125V145ZM175 144H177V143H175ZM11 145H13V144H11ZM122 146H123V143H122ZM129 146H132V144L129 145ZM125 147L126 146H124L123 148H125ZM141 147H143V146H141ZM177 148H178V146H177ZM178 149H180V147ZM125 150H126V148H125ZM141 150L142 149H140L138 151H141ZM250 150H252V149H250ZM41 151H45V152L48 153L49 162H50L49 165L50 166H48V164L46 166V163L44 164L43 160H45V159H43L40 163H38L36 158L32 159L33 158V157H31L32 154L38 155V153L41 152ZM167 152H169V154ZM130 153H132V155L130 154L129 156L133 157V151L130 152ZM135 153H137L136 150H135L134 154ZM160 153H162V154L164 153V157H163V155H162V157H160L161 156ZM165 153H167L168 155H166ZM127 154L128 153L125 154V157H126ZM142 154H144V153H142ZM238 154H240V155H238ZM248 154H249V156L247 157ZM115 155L118 156V154L114 153V155H112L113 157H111V158L112 159L115 158L114 157ZM169 155H170V157H169ZM197 155H199V154L197 153ZM253 155H254V152H253ZM262 155H264V154H262ZM39 156H40V154H39ZM136 156L134 155V157H136ZM202 157H204V156H202ZM29 158H30V160H28L29 162H26V159H29ZM131 158H130V160H131ZM139 158L137 160H139ZM197 158H201V156H199ZM204 158L202 160H204ZM257 158H258V156H257ZM126 159H125V161H126ZM46 160H47V158H46ZM134 160H136V159H134ZM195 160H196V158H195ZM259 160H261V159H259ZM35 161H37V163L34 165ZM117 161L118 162H116V161L115 162L119 163V164H116L115 166H117V165L121 166L122 162H124V160L121 162V160L119 161V159H117ZM139 161L137 163H139ZM197 161H196V164H197ZM199 161H200V159H199ZM193 162L195 164V161H193ZM188 163H189V160H188ZM191 163H189V164H191ZM204 163H203V166H204ZM37 164H39V166ZM182 164H184V163H182ZM14 165H12L11 167L13 168ZM198 165H199V163H198ZM31 166H33L32 167L33 169L31 168ZM124 167H126V166H124ZM145 168H147V169L145 170ZM148 168H149V171L147 172ZM31 169L34 170V171L29 173V170H31ZM39 169L40 170L42 169V170L40 172H38ZM112 170H114V169H112ZM109 172H111V171H109ZM146 172H147V175H146ZM114 173H115V171H114ZM10 174H12L11 168L6 171L5 176L6 175H10ZM102 174H103V172H102ZM106 174H104V175H106ZM108 178H109L108 176H107V178L105 177V179H108ZM110 178H109V180H110ZM115 178H113V176H112L113 180ZM104 180H103V182H104ZM107 182H108V180H107ZM146 184L149 185V186H145ZM231 184H233V183H231ZM234 184H235V181H234ZM112 185H114V184H112ZM241 185L243 186V183ZM136 186H138V188ZM235 186H236V184L234 185V187ZM263 186L264 185H262V187L259 186V187H261L260 189H263ZM115 187H116V185H115ZM130 187H132L131 190H129ZM134 187H136V189ZM161 187L162 186H159V188H161ZM237 187L239 188L238 184H237ZM236 188H234V189H236ZM240 189H241V187H240ZM248 189L249 188H247L246 190H248ZM138 190L139 191L142 190V194H141V192L139 193ZM246 190H243V191L245 192ZM256 190H258L257 191L258 193L255 190H251V191H254L257 194H259L260 191H261V190L259 191V189H257V188H256ZM117 191H118V193L114 194ZM241 192L242 191H240V193ZM244 192H242V193H244ZM257 194L252 193V192H248V193H244V195H242L244 200L246 201V203H245V206H243L244 204L242 205L245 213L243 215V212H244L243 211L242 215H240V216H243V217L240 218V221L245 222V225L249 227L248 229L251 232H249V234H248V236L246 238L243 236L244 238L242 240H245L244 242H240L239 243L240 250L239 249L238 250L241 253L240 257H242V260L241 259H237L236 261L234 260L235 262L231 261L232 263H230V264H258L259 262L263 261L262 259H264V231H262L263 226H262V228H260L259 225L254 224L256 222L254 218H252L255 221L254 223H250L249 221H247L248 220L247 217L250 216L251 214H255L254 212H257L258 207L260 208V210H262L261 208H262V206H264V201L260 200V197ZM160 195H162V193H160ZM261 195H263V192L261 193ZM169 196L170 195H168V193H166V197L167 198H164V199H166V200H170V198L173 199V197L170 196V198H169ZM144 197L146 198L145 201H147V202L144 203V209L141 210V208L139 209V205L142 202L141 200H143L141 198H144ZM136 198H137V200H135ZM133 200L137 201V206L134 205L135 207L132 204ZM39 201H41V200H39ZM145 201H143V202H145ZM202 202L205 203V201H203V200H202ZM122 203H124V204H122ZM125 203H126V207L124 206ZM169 203H171V201ZM202 204L203 203H201V205ZM187 205H189V204H187ZM260 205H262V206L260 207ZM140 207H142V206L140 205ZM187 207L188 208H192V206L191 207L187 206ZM145 208H147V209H145ZM241 209H242V207H241ZM138 211H140V213H138ZM193 211H194V209L192 208L188 212L191 213ZM205 211H206V209H205ZM259 212H257V213L259 214ZM262 212L263 211H261L260 213H262ZM135 214H137V215H135ZM247 214H250V215L247 216ZM240 216H238V217H240ZM256 216H257V214H256ZM135 217H137V218H135ZM262 218H264L263 215H262L261 219ZM166 219H167V217H166ZM195 219L196 218L194 217V215L190 214V219L188 220V224H192V226H193ZM249 220H251V219H249ZM256 220H258V219H256ZM170 221H172V219H170ZM237 221H239V219H237ZM239 222H238V224H239ZM242 222H240V226L242 225ZM157 223H158V226H157ZM258 223H260V225H261V222H258ZM262 223H264V222H262ZM200 226H202V228H201L202 230L204 229V231H207V226H206V224L204 222H202ZM243 227H241V228H243ZM236 228L237 227H235V229ZM244 228H247V227H244ZM193 229H194V227H192V231H193ZM190 230H191V228H190ZM229 230H230V228H229ZM232 230H234V229H232ZM241 230H240V233L242 232ZM247 230H246V234L245 235H247V232L249 231V230L248 231ZM195 231H197V230H195ZM198 231H200V230L198 229ZM232 232H234V231H231V233ZM176 234L178 235L179 231ZM189 234H190V236H193V235H191L192 233H187L188 236H189ZM203 234H204V232H203ZM206 235H207V233H206ZM227 235H230V234H227ZM193 237H195V235ZM199 237H201V236H199ZM211 237H209V238H211ZM223 237H225V236H223ZM239 237H241L240 234H239ZM204 238H205V236H204ZM228 238H229V236H228ZM235 238H234V241L236 242L238 240V236L236 238L237 240H235ZM85 240H87V239H85ZM205 240L206 239H204V241ZM223 240L222 241L220 240L221 243L223 242ZM228 240L233 241L232 239H228ZM239 240H240V238H239ZM239 240L237 242H239ZM97 241H99V239ZM202 241H200V242L198 241L199 242V243L197 242L198 245L195 244V247H194L195 249H193L195 251V253L193 254L195 257H196V255L199 254V252H197L198 254H196L197 249L199 251L202 250L201 248H204V250L206 249L205 247H203V244L201 243ZM206 241L208 242V240H206ZM206 241H205V243H206ZM210 242L211 241H209V243ZM259 242L261 244H259ZM231 243H233V242H231ZM241 243H243V244L240 245ZM252 243H254L253 244L254 247H252L253 248L252 249L253 252L250 250L252 254H250V252H248L249 256L247 257L248 253H247V255H244L243 253H246V250L249 249L248 246L250 247L251 246L250 244H252ZM218 244H220V243H218ZM89 245H90V243L88 244V246ZM91 245H92V243H91ZM196 245L198 247L197 249H196ZM208 245L207 246L205 245V246L208 248ZM221 245H220V247H221ZM75 246H77V245H75ZM75 246H72V247L69 246V248H64L65 252L67 251V249L68 250L70 249V251H68V252L72 253V254H68V252H67V255H66V253L63 252L64 249L62 251L56 253V254L60 253L62 255L61 252H63V253H65L66 258H67L68 255L69 256L71 255V257H72L74 250H75V252H77L78 248L80 249V247H78L79 245L77 246L78 248H76ZM211 246L213 247L214 244L213 245L211 244ZM235 246H238V245L235 244L234 247ZM95 247H97V246H95ZM213 249L217 250L218 248L217 249L216 248H212L211 250H213ZM10 250L11 249L4 250V249L0 248V264H35V263H33V261H35L36 263L40 262L41 253L43 254L42 256L47 258L46 260H48V258L50 257V256H47V255H49V253H50V255H52L51 252H47V254L45 256L44 251L41 252V253H40V251H37V252L40 253V255H38L36 252H34V251H36L35 249L32 252H30L31 249H29V250L28 249L27 250L21 249L22 251H20L18 249V251H20V252L18 253V251H17V253H14V254ZM12 251H13V249H12ZM78 251H80V250H78ZM93 251H95V249ZM203 252H206V255H207L205 258L203 257L204 254L201 256V259L203 257L204 261L208 257H212V255H213L211 253L212 255L210 254L211 256H208L209 253L207 254V250H205ZM239 252H238V255H240ZM52 253L54 255V251ZM215 253L218 255L220 252L217 253V251L216 252L214 251V254ZM60 254L58 256H60ZM234 254L235 253L233 252L232 256H234ZM78 255H79V252H78ZM194 256L188 257V259H184V260L186 262L192 264V263H194V260L192 259V258H195ZM235 256H236V254H235ZM215 257L216 256H214L213 258H215ZM217 257H219V255ZM217 257H216L215 260H217ZM74 258H76V257H74ZM232 258L234 259V257H232ZM17 259H20L21 261L17 262L18 261ZM62 259H64V258H62ZM208 259L210 261H212L211 260L212 258L211 259L208 258ZM15 260H17V261H15ZM195 260H197V257H196ZM13 261L17 262V263H14ZM200 262L203 263L202 261H200ZM262 263H264V262H262Z\"/></svg>",
	"mask_w": 264,
	"mask_h": 264
}]
</instances>
